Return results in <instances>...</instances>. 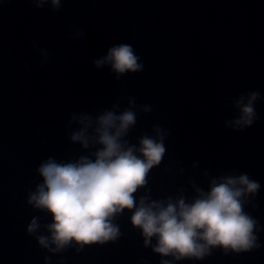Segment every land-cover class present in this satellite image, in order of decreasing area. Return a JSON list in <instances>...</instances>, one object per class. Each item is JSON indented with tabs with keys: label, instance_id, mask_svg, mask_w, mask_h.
Masks as SVG:
<instances>
[{
	"label": "water",
	"instance_id": "obj_1",
	"mask_svg": "<svg viewBox=\"0 0 264 264\" xmlns=\"http://www.w3.org/2000/svg\"><path fill=\"white\" fill-rule=\"evenodd\" d=\"M122 44L142 69L97 67ZM250 100L253 123L236 125ZM106 111L135 113L129 145L163 136L164 156L133 194L137 205L142 197L191 202L213 180L247 175L260 185L241 197L256 221L255 245L177 259L154 250L155 236L146 244L135 209H124L112 218L114 239L54 251L53 215L29 203L43 183L38 169L49 158L94 159L102 146L85 148L72 135L86 116L91 135ZM33 219L39 226L29 232ZM165 261L264 264V0H0V264Z\"/></svg>",
	"mask_w": 264,
	"mask_h": 264
},
{
	"label": "clouds",
	"instance_id": "obj_2",
	"mask_svg": "<svg viewBox=\"0 0 264 264\" xmlns=\"http://www.w3.org/2000/svg\"><path fill=\"white\" fill-rule=\"evenodd\" d=\"M44 3V0H40ZM59 6L60 0H52ZM133 48L122 44L109 50L108 55L95 61L97 67L108 63L117 73L142 69ZM257 94L252 95L255 100ZM255 117L251 100L242 107L238 126L251 125ZM85 127L72 135L85 148L90 141L101 145L94 159L82 156L76 162L58 163L49 158L38 172L43 183L32 193L29 203L53 215L47 227L51 243L59 251L71 241L83 244L114 239L119 229L112 223L115 214L135 209L132 222L142 229L145 243L157 237L155 251L184 257L203 258L212 246L225 250H249L256 243L253 229L256 221L243 211L241 199L246 193H256L260 185L247 175L221 178L211 182L210 190L197 189L199 195L191 202L184 198L173 202H148L140 198L137 205L134 193L147 183L149 171L159 165L165 153L163 136L159 141L143 137L140 146L129 145L123 138L136 123L135 113L124 111L117 115L106 111L96 120L91 135V117H84ZM159 131V130H157ZM38 223L33 219L28 231L34 232ZM39 242L49 247V238ZM165 264H168L165 261Z\"/></svg>",
	"mask_w": 264,
	"mask_h": 264
}]
</instances>
